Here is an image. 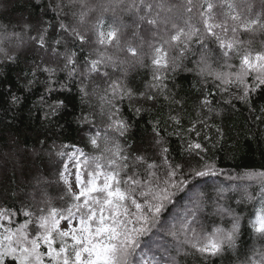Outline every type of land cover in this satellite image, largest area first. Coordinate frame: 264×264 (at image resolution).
I'll return each mask as SVG.
<instances>
[{"label": "snow or ice", "instance_id": "1", "mask_svg": "<svg viewBox=\"0 0 264 264\" xmlns=\"http://www.w3.org/2000/svg\"><path fill=\"white\" fill-rule=\"evenodd\" d=\"M39 6L36 23L0 24V65L18 63L25 45L36 54L23 90L42 86L34 106L50 125L67 112L75 88L84 106L74 117L80 140L40 141L56 161L54 198L50 182L34 177L28 199L0 200V264H178L177 256L214 264L226 252L235 264H264V164L220 167L209 152L223 133L216 127L212 142L206 131L221 105L255 112L254 98L264 95V0ZM135 66L150 69L143 90L126 82ZM180 70L199 78L197 118L185 128L181 111L170 107L167 120L148 121V149L130 143L160 97L180 104L167 83ZM25 99L9 87L8 110ZM169 136L180 138L179 159Z\"/></svg>", "mask_w": 264, "mask_h": 264}, {"label": "trees", "instance_id": "2", "mask_svg": "<svg viewBox=\"0 0 264 264\" xmlns=\"http://www.w3.org/2000/svg\"><path fill=\"white\" fill-rule=\"evenodd\" d=\"M47 2V0H45ZM40 0H0V24H11L15 26L21 20H30L33 23L39 21L43 14L40 8ZM51 16V13H48ZM18 63L0 65V200L7 199L12 203L17 196L28 199L32 192L34 177H42L50 183L47 193L50 197L57 194V185L52 183L55 176V157H50L42 147L40 141L50 145L53 139L59 137L66 142H79L78 125L74 119L84 107L73 88L70 93L71 102L67 112L59 118L58 124H48L42 119L34 101L41 90V85H36L32 93H26L23 85L27 79L25 72L36 54L29 46H22L18 51ZM147 64V61L145 62ZM188 67H192L188 63ZM119 75V73H117ZM61 76L64 74L61 73ZM44 77L41 76L40 79ZM126 82L133 90H143L144 84L151 79L148 67L135 66L127 70ZM194 73L183 70L170 74L168 89L180 104L170 105L164 97H160L151 114H144L135 127L129 133L130 143L141 144L148 149L151 129L148 121L153 118L167 120L170 107L181 111L182 124L185 128L189 126L190 120L197 118L200 95V84ZM11 91L27 97L19 108L9 109L7 91ZM219 100V97H217ZM236 107L221 105V114L213 116L210 121L214 125L206 130L211 141L217 140L215 128L219 127L223 133V139L211 148L209 155L218 159L219 166L224 169H237L243 166L259 167L264 164V114L260 108L264 106V95L254 98L255 112L249 111L248 107L235 102ZM182 106V107H181ZM126 115H131L127 111ZM173 115L176 113L173 112ZM256 116H261L256 120ZM171 125V122H169ZM171 132V126L168 127ZM172 154L180 158L181 142L177 136L168 137ZM59 143V140H57ZM83 146V145H81ZM150 150V149H149ZM3 159L7 161L3 162ZM223 179V178H221ZM235 198V197H233ZM183 203L187 204V201ZM210 210V209H209ZM157 257L161 255L159 250L154 249ZM236 257L231 252H226L222 257L215 259L214 264H235ZM178 264H201L199 258L191 256H177Z\"/></svg>", "mask_w": 264, "mask_h": 264}, {"label": "rangeland", "instance_id": "3", "mask_svg": "<svg viewBox=\"0 0 264 264\" xmlns=\"http://www.w3.org/2000/svg\"><path fill=\"white\" fill-rule=\"evenodd\" d=\"M2 161L5 162V161H7V159H3Z\"/></svg>", "mask_w": 264, "mask_h": 264}]
</instances>
